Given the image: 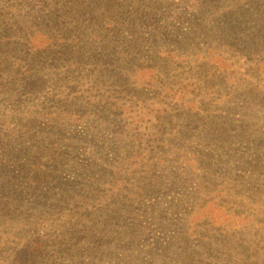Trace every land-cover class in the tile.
<instances>
[{"label": "rangeland", "instance_id": "rangeland-1", "mask_svg": "<svg viewBox=\"0 0 264 264\" xmlns=\"http://www.w3.org/2000/svg\"><path fill=\"white\" fill-rule=\"evenodd\" d=\"M196 1L198 0H169V4L163 6L159 5V0H154L152 8L154 10L157 8L158 15L166 12L164 21H167L171 28L157 32L151 39H140L126 32L127 40L139 42L138 49L144 53L146 62L140 64L138 69L132 70L130 81H117L113 78L108 81L104 78L96 85L87 84L86 81H81L76 86H70L68 81L64 84L62 97L74 96L81 100L85 97L81 96L83 91L89 88L95 96L97 95L94 96L93 103L98 99L103 100L95 106L105 107L106 112L95 113L94 120L88 125H85L84 120H79L66 128L69 120L64 121V133L61 135L63 138L61 147L56 149L57 155L54 158H51L52 156L42 158L36 164L38 166L34 172L35 179L39 180L41 175H46L48 179L43 182L50 181L49 185L42 184L40 188L42 193H47L42 198L34 199L27 196V186L20 183L16 176L20 177L23 174L20 163L18 172L10 168L6 172L11 175L0 179V182L8 184L5 187L0 185V211L11 210L8 215L0 213V264H128L129 259L132 264H153L152 257L160 256L173 241L177 244L175 248H180L174 253L179 258L178 263L182 258V264H264V188L254 190L251 194L250 185L254 183L249 181L250 172L241 167H235L236 169L232 171L222 167V174L230 182L227 189L223 190L221 180L216 179L206 182V190L200 193L195 189L196 184L185 189L184 192H188L191 198L188 204L185 201H174L176 197L173 193H170L168 200L165 197L155 198L153 199L156 203L155 213L150 212L152 220H148L147 216H140L142 222L135 225L136 235L134 231L132 235L121 229L122 220L131 217V211H127L129 205L136 202L137 212H133L136 217L142 212L144 204L149 206L152 202V198L143 197L144 190H140L149 181L144 180L145 174L140 169V162L145 157L146 150L152 149L150 146L152 139L157 135L159 136L155 140L161 137L157 133H161L165 139L166 148H171L172 143L176 145L181 140L182 144L175 146L174 151L176 153L180 151L184 157H189L188 151L199 148L196 144L188 150L191 134L202 130H204L202 135L206 132L212 134L217 129L216 126L208 129L213 122L225 124V127L230 129V135L226 136H236L238 139L261 138V134H264L263 119H256L258 123L255 125L247 118L245 121H250V130L246 133L236 129L239 118L243 116L240 107L245 105L235 99L232 101L240 91L251 89L257 92L264 91V62L261 70L258 69L260 63L256 62L260 59L264 61V17L258 25L249 24L246 28L234 19L227 22L228 25L223 29L224 34L219 40L206 51L203 50V54L193 56L181 50L184 48L185 36L179 37V33L189 29L190 10L192 7L197 8L194 5ZM211 7L212 0H206L199 9L201 12H207L212 11L209 10ZM47 11L49 10H45V13ZM162 24L165 25L164 22ZM212 47L216 49L213 53L210 52ZM30 58L31 56L26 57L23 65L29 63L32 65ZM45 61L47 59L42 58L40 62H34L37 64L36 71L45 77L43 81L45 86L51 90L60 75L53 76L52 71L58 70V67L49 61L48 65ZM127 62V59L122 60V63ZM93 64L97 66L100 62ZM107 67L103 66L106 70L93 69L92 73L95 77L101 73L105 74L108 72ZM218 68L225 76L213 79L212 84L208 83L199 92L193 93L196 88L187 86L181 89L182 95L176 97L170 106H162L159 102L161 99L166 101V95L171 93L173 88L177 90L181 87L175 83L185 80L186 84H190L194 81V75L204 71L211 75ZM259 74L262 80H258ZM112 85L115 89H124L125 85H129L133 100L128 98L127 90L120 95H115L112 90H106ZM208 91L212 92L211 96L203 99ZM44 97V100H39ZM24 98L34 103L31 107L35 109L51 105V102H48L49 98L39 92L27 94ZM182 98L184 103L180 104L183 102ZM240 100L247 101L244 96ZM198 106L207 112H210L213 106L218 108L216 119L205 121L203 113L198 116L203 119L193 118ZM179 128H183V133L173 140V129ZM101 132L108 139L106 142L95 140L96 134L101 136ZM217 133L222 137L226 134L225 131L219 130ZM196 140L200 142L199 138ZM117 142L120 144L116 145ZM111 152L116 155L123 153L134 163L131 166L124 165L126 160L116 167V175L125 173L129 167L133 173L135 172L134 179L126 184L128 189L123 195L121 188L124 185H119L116 180L109 178L108 171L100 173L98 170L103 167L89 165L82 173L76 167V165L81 167L80 163L86 165L88 160L102 162L111 160L113 159ZM20 153L22 152L17 153L18 157ZM91 153L96 155L95 159H90ZM106 154L109 156L103 157ZM24 161L22 157L20 162ZM57 163H62L65 167L56 168ZM25 165L32 166V162ZM41 165L46 167H40ZM6 167L7 164H0V168ZM68 167L78 171L74 172L76 180L73 179L74 175L67 171ZM26 171L28 172V167ZM101 174H106L105 178L97 181ZM68 179L71 184L67 183ZM111 185L116 187L111 188L109 197L101 202L104 200L103 195L97 191V187L106 188ZM82 192L85 193V197L79 198ZM39 202H43L42 205L48 204L49 208L61 204L60 212L63 207L67 209L62 214L45 219L37 217L31 211V208H34L40 215L43 206L37 205ZM108 204L109 207H105ZM155 222H161L167 230L151 225ZM183 222L187 233L181 234ZM84 223V227L90 231L87 236L62 234L66 229L74 227L76 230ZM175 225L180 227L177 228ZM40 236L44 244L41 250L37 246L38 243L41 244ZM121 236H124L123 245L114 242ZM179 237L181 238L178 239ZM49 242L53 243L52 247L46 248ZM105 247L115 249L103 253L101 260L95 259L93 252L104 250ZM118 247H124L125 252ZM61 249L64 253L74 251L75 254L58 258L62 257ZM35 250H39L40 253L37 255V261H31L29 260L31 255L36 254L30 253Z\"/></svg>", "mask_w": 264, "mask_h": 264}, {"label": "trees", "instance_id": "trees-1", "mask_svg": "<svg viewBox=\"0 0 264 264\" xmlns=\"http://www.w3.org/2000/svg\"><path fill=\"white\" fill-rule=\"evenodd\" d=\"M205 2L206 0L194 2L197 8L192 7L190 10L191 16L188 19L190 27L179 33V37L185 36L183 40L184 48L181 50H185L193 56L203 54V50L206 51L214 42L218 41L224 34L222 31L228 25L227 22L234 19L246 28L249 24L258 25L264 17V0H212L213 7L209 8L212 11L201 12L199 7ZM152 4H154V0H0V164H7L6 168H0V179L11 175L6 172L10 168H14V171L18 172L20 169L18 163H20L23 174L20 177L19 175L16 176L20 183L27 186V196L39 199L47 194L42 193L40 188L42 184L49 185L50 181L43 182L48 177L41 175V178L36 180L34 172L37 170L38 165L36 164L42 158L45 159L48 156L54 158L57 155L56 149L61 147V139L63 138L61 135L64 133V121L69 120L66 128L73 125L74 122H79V120H84L85 125H88L89 122L94 120L95 113L105 114L106 112L105 107L98 108L95 106L96 103H101L103 100L98 99L93 103L95 93L89 88L83 91L81 96L85 95V97L81 100L74 96L62 97L64 84L68 81L70 86H76L81 81H86L87 84L94 83L96 85L104 78L108 81L110 78L117 81H130L132 70L138 69L140 64L146 62L144 61V53L138 49L139 42L127 40L125 37L128 33L126 32H130L133 37H139L140 39H151L152 36L157 35V32L171 28V26H168V22L164 21L166 12L163 15L160 13L158 15L157 8L154 10ZM165 4H169V0H159V5L164 6ZM47 9L49 11L45 13ZM214 51L216 49L212 47L210 52L213 53ZM29 56H31L32 65L30 63L29 65H23V61ZM42 58L47 59L45 62L48 65L49 61L55 64L58 70H61L52 71L53 76L60 75V77L51 90H48L43 82L45 77L36 71L37 64L35 62H40ZM126 59L128 62L126 64L122 63V60ZM95 62H100V65L95 66L93 64ZM256 62L257 64L260 63L258 69L261 70L264 61L260 59ZM103 66H108V72L95 77L92 73L93 69L106 70ZM22 69L25 70L19 73ZM222 76L225 75L220 68L216 69L211 75L206 71L196 74L193 77L194 81L190 84H186L185 80L175 83L181 86L177 90L172 85L171 93L166 95L167 100L162 101L161 99L159 102L162 106H170L176 97L182 95L180 93L182 88L194 86L196 89L193 90V93H196L202 87H206L208 83L212 84L213 79ZM260 76L261 74L257 76L258 80H262ZM4 84L6 85L4 86ZM128 88L129 85H125L124 89H115V86L112 85L106 90H112L115 95L123 94L127 90L129 92L127 94L128 98L133 100L132 91ZM35 92L42 93L43 96L51 99H48L51 105L42 109L32 108L31 106L34 103L24 98V96L27 94L32 95ZM211 93L208 91L203 99L210 97ZM242 96L247 101L240 100ZM44 99L45 97L43 99L39 98V100ZM234 99L245 105L242 107L240 104L243 116L238 120L237 130L242 133L250 130V121H245L247 118L252 120L255 125L258 123L256 119L264 120V91L257 92L253 89L240 91L237 96L233 97L232 101ZM182 101L180 104L184 103L183 98ZM214 103L215 101H213ZM197 108L194 113L195 116H192L193 118L203 119V117H198L203 113L205 121L216 119L218 108L216 109L215 106L212 107L210 112L199 106ZM213 126H216L217 129L212 134L206 132L205 135H202L204 130L191 134L188 150H191L192 146L196 144L199 148L188 151L189 157H184L180 151L177 153L174 151L175 146L182 144L181 140L176 145L173 143L172 145L170 142L171 148H166V142L161 133H157L160 134V138L155 140L159 136L157 135L152 139L150 145L152 149L146 150L145 157L142 156L144 158L140 162V169L145 174L144 180H149L140 190H144L143 197H151L152 202L149 203V206L144 204L142 212L136 217L133 214V212H137V209H135L136 202L129 205L127 211H131V217L122 220L123 228H121L126 234L133 235L134 231L136 235L135 225L142 222L140 216H147L148 220L152 218L150 212L155 213L156 203L153 200L155 198L162 197L164 199L165 197L167 199L170 193H173L176 197L174 201H185L188 204L191 198L188 192H184L185 189L196 184L195 189L197 193H200L206 190V182L209 183L211 180L216 179L221 180L223 190L227 189L230 182L222 174V167L231 171L237 167L247 169L250 172L249 181L254 183L250 185L251 190L249 192L251 194L254 193V190L258 191L264 188V134H261V138L242 137L238 139L239 137L236 138V136H226L230 135V129L226 128L225 124L213 122L210 123L208 129ZM197 129L199 128L197 127ZM182 130L183 128L173 129V140L183 133ZM218 130L225 131L226 134L222 137L217 133ZM116 133L114 132V134ZM197 138L200 142H197ZM95 140L106 142L108 139L101 132V136L96 134ZM119 144V142L116 143V145ZM19 152L22 153L18 157L17 153ZM111 154L113 157L111 160H105L104 162L88 160L86 165L80 163L81 167L78 165L76 167L80 173L89 165L103 167L98 170L101 171L100 173L108 171L109 178L116 180L119 185H124L121 188V194L123 195L124 191L128 189L126 184L134 179L135 172L133 173L132 168L129 169V167L128 171H124L125 173L116 175V167L126 160L124 165L131 166L134 163L130 162L123 153L116 155L111 152ZM94 156L96 155L91 153L90 159H95ZM108 156L106 154L103 157ZM22 157L25 159L24 163L20 162ZM28 162H32V166L25 165ZM56 166L59 169L65 167L62 163H57ZM26 167H28V172ZM40 167L45 168L46 165ZM67 171L73 174V179H75L76 174L74 172L76 173L77 170L68 167ZM52 173L54 172L52 171ZM105 175H99L97 181L103 180ZM130 176L131 179H129ZM57 177L58 174L56 173L55 178ZM244 178L242 177V179ZM0 183L2 187L8 185ZM67 183L71 184L70 179ZM113 187H116V185L107 186L106 188L97 187V191L103 195L104 200L101 202L109 197V192ZM82 197H85L83 192L79 198ZM83 203L85 202L83 201ZM42 204L43 202H39L37 205ZM60 205L49 208L48 204H44L40 215L34 211V208H31V211L37 217L47 219L62 214L67 209L63 207L60 212ZM172 205L175 207L174 204ZM105 207H109V204ZM159 211L161 212L160 209ZM10 212V209L0 211L1 214L6 215ZM151 220L148 222L150 223ZM153 224L158 226L159 229L167 230L161 222L151 223V225ZM182 225L181 234H184L186 232L184 229L185 222ZM84 226L85 223L76 230L74 227L66 229L62 234L85 237L90 231L89 228ZM175 227L180 226L175 225ZM122 237L124 236L115 239L114 242L123 245ZM41 238L42 236L39 238L41 244L38 243L37 245L40 250L41 246L44 245ZM52 244V242H49L45 247H52ZM175 245L177 244L173 241L160 256L157 258L153 256L152 263L182 264V258L178 263L179 258L174 255L180 249L175 248ZM171 246L172 249H170ZM118 248L123 250V253L125 252L124 247ZM111 249H115V247H105L101 251L96 250L93 255H95V259L101 260L103 253L109 252ZM39 253V250H35L33 253L31 251L30 254H36V256L31 255L29 260L37 261ZM61 253L62 257L59 256L58 258L75 254L74 251L64 253L63 249H61ZM171 260L172 262H167ZM128 264H132L130 259Z\"/></svg>", "mask_w": 264, "mask_h": 264}]
</instances>
